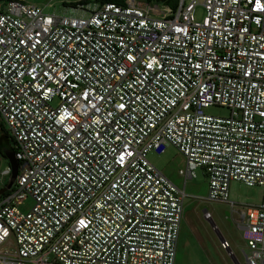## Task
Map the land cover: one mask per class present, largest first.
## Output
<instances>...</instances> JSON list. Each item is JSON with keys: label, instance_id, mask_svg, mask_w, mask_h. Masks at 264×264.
Masks as SVG:
<instances>
[{"label": "built area", "instance_id": "obj_1", "mask_svg": "<svg viewBox=\"0 0 264 264\" xmlns=\"http://www.w3.org/2000/svg\"><path fill=\"white\" fill-rule=\"evenodd\" d=\"M75 9L87 13L0 2V121L18 163L0 198V264H174L197 170L202 201L231 208L243 264H264V197L229 202L231 182L264 189V0ZM214 106L227 116L206 115ZM167 147L185 161L182 189L148 161Z\"/></svg>", "mask_w": 264, "mask_h": 264}, {"label": "rangeland", "instance_id": "obj_2", "mask_svg": "<svg viewBox=\"0 0 264 264\" xmlns=\"http://www.w3.org/2000/svg\"><path fill=\"white\" fill-rule=\"evenodd\" d=\"M88 2L89 9L95 8L94 0H27V3L40 7L46 14L56 16H85L86 11L75 9L73 6ZM144 2L143 0H137ZM163 13H168V8L156 1H152ZM78 8V6L76 7ZM195 16L201 20L204 9L201 4L195 7ZM205 114L215 117L227 116L225 108L209 107ZM7 133L6 126L0 121V136ZM148 161L172 183L182 189L183 179L177 172L183 168V158L172 147H167L163 152H150ZM8 166L7 159L0 155V169ZM196 179L187 182L184 187L186 195L183 203V216L180 225V233L177 242V250L174 264H211V261L219 259L223 264H234L223 251L218 248L219 238L212 230L211 224L203 219V212L207 211L212 217V223L217 227L219 233L231 244V249L236 260L243 264L241 251L244 242L241 234L237 231L233 222V215L228 204L209 203L202 201L207 196V180L201 170H197ZM10 178L0 177V190L9 183ZM264 197V189L258 187H247L240 182H231L229 186V202L238 206H258ZM32 206V201L27 199L19 210L26 212Z\"/></svg>", "mask_w": 264, "mask_h": 264}, {"label": "trees", "instance_id": "obj_3", "mask_svg": "<svg viewBox=\"0 0 264 264\" xmlns=\"http://www.w3.org/2000/svg\"><path fill=\"white\" fill-rule=\"evenodd\" d=\"M6 0H0V2H3ZM144 2L152 3V1H156V3L161 4L162 6L168 8V13L175 11L177 6V0H143ZM94 4L102 5L104 3H115V4H123L124 0H94ZM89 3L84 1L81 3H78L74 5L73 7L76 8L77 6H86ZM9 148L13 153L11 138L8 136V134H3L0 136V155L4 158L3 149ZM9 165V164H8ZM9 191L7 190L6 186L0 190V198L4 195H6Z\"/></svg>", "mask_w": 264, "mask_h": 264}, {"label": "water", "instance_id": "obj_4", "mask_svg": "<svg viewBox=\"0 0 264 264\" xmlns=\"http://www.w3.org/2000/svg\"><path fill=\"white\" fill-rule=\"evenodd\" d=\"M3 154H4L5 158L7 159L8 164L11 168V177H10L9 183L6 185L7 190H9L11 188L14 180H15L16 175H17L18 163L15 161V159L13 157V153L9 148H4Z\"/></svg>", "mask_w": 264, "mask_h": 264}, {"label": "crops", "instance_id": "obj_5", "mask_svg": "<svg viewBox=\"0 0 264 264\" xmlns=\"http://www.w3.org/2000/svg\"><path fill=\"white\" fill-rule=\"evenodd\" d=\"M183 162H184V166H183V168H184V167H185V161H184V159H183ZM183 168H182V169H183ZM180 170H181V169H180ZM171 182H172V181H171ZM218 238H219V237H218ZM218 248H219L220 251H222V250L220 249V247H219V243H218ZM231 260H232V259H231ZM232 261H233V260H232ZM210 263H211V264H223L219 259H217L216 262H215V261H211ZM233 263H234V262H233ZM234 264H235V263H234Z\"/></svg>", "mask_w": 264, "mask_h": 264}, {"label": "snow or ice", "instance_id": "obj_6", "mask_svg": "<svg viewBox=\"0 0 264 264\" xmlns=\"http://www.w3.org/2000/svg\"><path fill=\"white\" fill-rule=\"evenodd\" d=\"M121 107H123V105H121Z\"/></svg>", "mask_w": 264, "mask_h": 264}]
</instances>
